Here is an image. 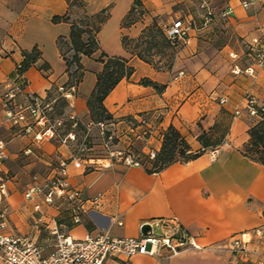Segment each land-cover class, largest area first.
<instances>
[{
	"label": "crops",
	"instance_id": "obj_1",
	"mask_svg": "<svg viewBox=\"0 0 264 264\" xmlns=\"http://www.w3.org/2000/svg\"><path fill=\"white\" fill-rule=\"evenodd\" d=\"M201 1H209L216 13L233 8V14L224 22L229 41L222 52L226 56L230 53L231 58L239 61L235 67L243 72L230 77V89L234 93L231 99L209 96L200 86L207 70L202 68L204 64L195 53L204 43L203 33L211 28V24L204 26L201 19H197L200 25L191 31L188 44L172 70H157L125 49L123 37L137 38L155 16L167 14L169 27L178 19L196 23L197 14L173 19V5L179 0H140L147 16L131 26H125L124 21L135 0H106L105 3L87 0L88 14L110 8V17L98 33L100 52L82 57L83 76L80 83L73 86L72 97L66 98L69 106L64 119L72 123L71 117L75 116L78 123L86 127L85 136L93 143L92 150L102 147L103 141L100 128L91 121L88 107L97 76L104 68L98 60L101 52L129 59L135 69L133 75L123 79L104 100L113 118L110 126L123 132L122 141L128 145L133 142H127L125 134H133L125 121L145 115L158 132L175 126L192 150L198 151L201 148L198 136L202 130L208 131L213 126L218 114L219 105L215 100L225 98L227 102L222 107L231 114L238 107L245 108L248 95L259 104L264 103V68L256 59L253 63L245 60L243 48L244 44H254L256 39L264 48V0H254L247 8L243 6L245 0ZM67 9L65 0H27L0 39V141L5 144L4 172L8 179L7 196L1 195L0 199L8 213L6 233L32 236L48 255L56 249L55 230L73 239L100 233L112 238H137L142 234L144 223L178 217L196 238L199 249L173 256L112 258L105 264H264V234H255L258 228L264 231V165L243 153L249 140L248 131L254 123L246 111L235 118L229 141L220 146L215 155L206 152L195 160L176 162L158 173H149L142 165L128 166L120 159L107 167L88 168L85 157L80 154L84 160L78 168L73 158L79 149H72L71 142L63 144L49 136L38 141L35 133H16L18 128L6 115L4 99L16 84L12 75L23 61V51L37 46L43 57L39 63L46 62L50 67L46 71L31 67L23 76L27 83L24 93L33 95L51 111L58 97L49 93L68 83L67 66L57 41L59 37H69L71 23L52 20L55 15H64ZM217 19L222 18L215 16L214 20ZM180 72L183 75L180 76ZM146 79L165 88L159 92L154 86L143 84ZM22 98L23 95L18 94L17 101ZM137 140L140 150L146 154L158 152L162 147V141L155 136ZM61 159L68 162L67 178L79 196L72 202L62 198L53 204H47L44 195L27 200L25 193L33 180L49 170L51 163L58 167ZM57 167L50 170L49 177L57 174ZM77 206L82 208L80 223H75L73 218ZM246 232L253 235L248 244L250 254L245 259L235 257L229 249L230 242Z\"/></svg>",
	"mask_w": 264,
	"mask_h": 264
},
{
	"label": "built area",
	"instance_id": "obj_2",
	"mask_svg": "<svg viewBox=\"0 0 264 264\" xmlns=\"http://www.w3.org/2000/svg\"><path fill=\"white\" fill-rule=\"evenodd\" d=\"M254 0L243 1L244 7ZM203 9L202 21L204 26H208L218 16L223 19L229 18L233 14V8L228 7L216 13L207 2L201 4ZM195 29L194 21H186L178 19L173 22L167 31V37L171 42L187 43L191 31ZM260 41L256 39L255 44ZM257 64L264 68V53H259ZM20 68V64L17 69ZM253 72L252 69H249ZM17 71V70H16ZM239 72L236 71V73ZM183 75V72L180 73ZM15 86L6 93L4 99V107L6 115L13 125L23 134L35 133L36 140H42L45 136L57 138L59 135L56 128L63 123L59 120L54 125L45 126L47 113L49 108L43 105L36 97L31 94L24 93V86L27 84L24 77L17 78ZM65 98H71L74 91L73 87L61 86L58 89ZM18 94H22L23 98L17 101ZM221 104H225L227 100L221 99ZM244 111L253 118H260L264 114V103L259 104L258 101L248 95L246 97L245 108L238 107L234 112V117L241 116ZM72 131L61 137V143L69 144L77 140L75 130L78 127V120L75 116L71 117ZM130 132L136 139L148 140L155 136L162 139V132H158L152 120L141 115L136 119H127L125 121ZM110 123H98L101 135L103 137L102 148L106 153L104 158L90 157L85 159L87 167L110 166L116 159L122 160L128 166H139L141 162L138 156L132 154L131 148L133 144L128 145L125 152L114 149L119 143L120 135L117 130L109 129ZM42 125V129L36 130L35 127ZM112 125V124H111ZM88 139V135L84 137V141ZM121 142V139H120ZM92 151L91 147L82 145L78 154L73 158L76 167L83 165V157L79 155L82 152ZM30 152V151H29ZM156 151H151V158H154ZM214 154V153H213ZM7 154L5 144L0 141V196H7V177L4 172L5 160ZM66 160H59L57 174L53 179L47 180L41 185L34 184L29 187L25 193L27 200H34L39 195H44L47 204H53L57 199L66 198L68 201H74L78 196V191L71 188L67 178ZM40 207L37 206L36 210ZM75 223L81 222L82 208L77 206L74 210ZM8 213L2 207L0 199V264H105L112 258L130 259L137 255H148L152 257L173 256L181 252L199 249L200 245L196 238L191 235L188 229L181 223L178 217H169L148 221L141 225V231L145 225H149L150 229L137 237H121L112 238L107 233H100L95 236H87L84 239H73L71 236L54 231L56 236V249L52 253L45 255L43 250L37 245L30 235H9L6 233ZM256 235H263L264 231L260 228L255 230ZM253 235L249 232L243 233L232 238L229 249L235 257L247 258L250 254L248 244L251 243Z\"/></svg>",
	"mask_w": 264,
	"mask_h": 264
},
{
	"label": "rangeland",
	"instance_id": "obj_3",
	"mask_svg": "<svg viewBox=\"0 0 264 264\" xmlns=\"http://www.w3.org/2000/svg\"><path fill=\"white\" fill-rule=\"evenodd\" d=\"M26 1L27 0H0V39L4 36L8 25L11 23L13 18H15L16 14L19 12L20 8L24 5ZM101 1L102 3H105L106 0H101ZM137 1L138 3L140 2V0H137ZM138 3L136 1L134 2L133 7L135 6L136 10L133 11L131 16L127 17V19L124 21V25L129 24V26H131L135 22H139L143 20L144 17L147 16V11L145 10L141 2L139 4ZM201 3H202L201 0H179V2L173 5V14H172L173 19L175 20L176 17L184 18L190 14L191 15L197 14L195 27L200 25L197 22V19L199 21L200 19L202 20V14H203L202 10L203 9L201 8ZM207 3L215 11L214 6L209 1ZM106 9H107V13L110 14V8H106ZM85 12L88 13L87 9L86 11H84L82 9L74 7L73 8L74 19L81 21V24L83 26H86V28L88 29H91V30L95 29L97 25V20L89 19V18L86 19ZM217 20L212 21L210 23L211 25L209 26L211 28H209L208 31L203 33L201 39L204 41V43L201 44L198 52L195 53L196 55L199 54V58L204 64L202 68L204 70H207L206 77L200 86L207 94H209V96H212V95H214V97L223 96V97L231 99L234 93H232L230 89L231 88L230 77L231 75L233 76L241 75L243 70L239 68L241 69V71L236 73V71H238L239 69H237L235 66L239 65V61L231 58L230 53H227V56H226V54L222 52L225 44H227V42L229 41V38L227 35V30L225 29V23H224L225 19L222 18L218 21ZM168 21H170V18L168 17L167 14L155 16L153 18L152 23L146 26L142 30L141 34L137 38L133 39L134 41H131V40L126 41V47L128 50H130L133 53H141L144 56V58L150 61L151 65H153L154 68H156L157 70H163V71L173 69V67L175 66V63L178 61L181 55V52L185 50L188 44V42L183 43V42H171L170 41L172 46H166L162 44V38L159 36L158 40H160L161 44L157 47H151L152 38L150 36V33L152 32L151 34H153V32H156L157 28H159L163 30L167 35V31L171 27V26L170 27L168 26L167 24ZM259 43L258 44L254 43L248 46L245 44L243 45V48L245 51L244 57H245V60H249V63L251 62L253 63L254 59H256V62H257L258 54L261 52L264 53V48L260 47ZM256 45H258V48ZM64 49H67V47L64 46ZM249 54H252V55L250 56ZM39 65L41 64L39 63ZM180 73L179 75L181 76ZM51 96L58 97V99L54 106V109L51 111L49 110V112L47 113V118L45 122H48L49 123L48 125L50 126V125L56 124L57 121L62 120L63 121L62 125L56 129L59 135L63 137L66 135V131L68 130L67 123L70 122V120L64 119V114L69 105L65 107L59 106L61 104V100H59V98L66 99L62 95V93H60L59 90L54 91L51 94ZM220 100L221 99L215 100L216 105H219V108H218L219 110L216 116L215 123L212 126L214 127L213 131H211L210 134L212 136V140L215 141V139L221 137L224 133L228 131L225 136L224 143H223L225 144L227 141H229L228 134L230 132V127L236 117H234V114L227 112L222 107ZM253 120H254L253 121L254 122L253 125H254L256 122L260 120V118H253ZM199 126L202 127L200 123H199ZM212 127H210V129ZM35 128L36 130H38L39 128H43V126L38 125ZM108 128L114 131L117 130V135H120L121 142L119 139L118 140L119 143L116 144V147L114 149L125 152L128 144H125L122 141V138L124 136L123 132H121L120 130L118 131V129H115L116 127L114 128L113 126L112 127L109 126ZM17 130H16L17 134L23 135V133L20 132L19 129ZM76 134H77V140L71 142L72 149L76 151L82 145L84 146L87 145V147H94L91 141L89 142H87L88 140L84 141L85 133L83 132L82 129H79ZM125 135H126L125 140L127 142H133L132 144L134 145V147L140 150V147L138 145L139 141L134 136H130L128 134H125ZM60 136L57 137V140L61 142ZM219 148L220 146L212 147V148L207 149L206 152L211 153L212 155H215V153H217ZM83 154L86 157L90 155V157H96V158H104L107 156L102 147L98 149H93L92 151H89V152L86 151V152L80 153V155H83ZM116 160H119V159H116ZM142 166L146 167V164ZM55 167H57V165H55L54 163H51V165L48 166L49 170H45V173L42 172L41 177L37 176V179L33 180L32 185L34 184L41 185L47 180L53 179L54 176L49 177L50 176L49 174L51 172L50 170L54 169ZM147 167H150V163H148ZM35 171H36V168H35Z\"/></svg>",
	"mask_w": 264,
	"mask_h": 264
},
{
	"label": "trees",
	"instance_id": "obj_4",
	"mask_svg": "<svg viewBox=\"0 0 264 264\" xmlns=\"http://www.w3.org/2000/svg\"><path fill=\"white\" fill-rule=\"evenodd\" d=\"M65 1L68 5L67 12L64 15H55L52 20L54 23H71V32L69 37H59L57 45L67 66L69 80L68 83L65 84V87H73L80 83L83 76L82 57L93 56L94 54L100 52L101 48L98 39V33L103 24L110 17V14L107 13V9H103L93 15L85 12L86 19L89 18L97 20L96 28L91 30L86 28V26H83L81 21L74 19L73 14L74 7L86 11L87 0ZM135 1L138 3L137 0ZM135 10V6L132 7L128 16H131ZM125 26H129V24ZM151 33V47H157L161 44L160 40H158L159 36L162 38V44L166 46H172L170 40L163 30L157 28L156 32H153V34ZM127 40L134 41L128 37H123V45L125 49H127ZM64 46H66L67 49H64ZM22 53L23 61L20 64V68H18L15 74L12 75V78L16 81L18 80V77L24 76V74L33 66H37L43 71H46L50 68L49 64L46 62H43L41 65H39V62L42 61L43 57L42 51L37 46L30 51H23ZM131 53L137 56L139 59L151 64L150 61L144 58L141 53ZM98 60L104 64V68L98 74L96 87L88 100L90 118L93 123H110L113 121V118L104 106V100L123 79H129L133 75L135 69L129 64V59L124 57H110L104 52L99 54ZM143 84L152 85L159 92H162L165 88L164 86L161 87L147 79L143 80ZM57 90L58 89L55 87L49 94H52ZM59 100H61V104L59 106L65 107L69 105L66 99L59 98ZM71 126L72 123L70 121L67 123L68 130L66 131V134L72 131ZM213 128L214 127L208 131L202 130V133L198 136V141L201 144V148L196 152L192 150L190 144L180 133V131L175 126L171 125L166 132L161 133L162 147L160 151L156 152L154 158H151L150 154H146L135 148L134 145L131 148L132 154L134 156H138L142 165L146 164L145 168L147 172L158 173L176 162H190L205 154L207 149L221 146L224 143V139L228 131L213 141L210 134V132L213 131ZM79 129H82L84 133L87 132L86 127L80 123H78V127L75 132L77 133ZM248 134L249 140L243 149L244 155L251 160L264 165V114L262 115L261 119L249 129ZM87 140V142L90 141L89 139ZM84 157L86 158V156ZM148 163H150V167H147Z\"/></svg>",
	"mask_w": 264,
	"mask_h": 264
},
{
	"label": "water",
	"instance_id": "obj_5",
	"mask_svg": "<svg viewBox=\"0 0 264 264\" xmlns=\"http://www.w3.org/2000/svg\"><path fill=\"white\" fill-rule=\"evenodd\" d=\"M149 229H150L149 225H145V226L143 227V229H142V232H143V233H146L147 230H149Z\"/></svg>",
	"mask_w": 264,
	"mask_h": 264
}]
</instances>
